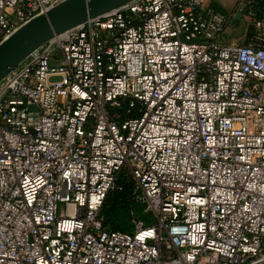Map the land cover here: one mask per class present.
Returning <instances> with one entry per match:
<instances>
[{"label":"built area","instance_id":"built-area-1","mask_svg":"<svg viewBox=\"0 0 264 264\" xmlns=\"http://www.w3.org/2000/svg\"><path fill=\"white\" fill-rule=\"evenodd\" d=\"M62 1L0 0V44ZM124 183L150 224L106 227ZM0 264H264V0H130L12 68Z\"/></svg>","mask_w":264,"mask_h":264},{"label":"water","instance_id":"water-1","mask_svg":"<svg viewBox=\"0 0 264 264\" xmlns=\"http://www.w3.org/2000/svg\"><path fill=\"white\" fill-rule=\"evenodd\" d=\"M128 1L130 0H64L33 17L0 44V80L54 34Z\"/></svg>","mask_w":264,"mask_h":264},{"label":"rangeland","instance_id":"rangeland-1","mask_svg":"<svg viewBox=\"0 0 264 264\" xmlns=\"http://www.w3.org/2000/svg\"><path fill=\"white\" fill-rule=\"evenodd\" d=\"M218 2L221 6L229 8L232 5V0H214ZM243 26H233L229 25L225 32V40L236 39L238 42L244 40ZM60 77H51V81L59 80ZM136 194V193H135ZM135 194H130L131 196H119L118 198L107 201L105 203V216L104 220L106 222L111 221L115 226L132 230L137 224L143 222L145 224H150L153 221V215L147 207V203L142 197ZM119 213H121L119 215ZM106 227L109 225L106 223Z\"/></svg>","mask_w":264,"mask_h":264},{"label":"trees","instance_id":"trees-1","mask_svg":"<svg viewBox=\"0 0 264 264\" xmlns=\"http://www.w3.org/2000/svg\"><path fill=\"white\" fill-rule=\"evenodd\" d=\"M130 194H132L131 185L128 184V183H124L121 188H115V189L111 190L108 193V195L105 198L104 203H103L102 211H103L104 216H105V212H104L105 209L104 208H105V203L107 201H112V200L118 198L120 195L121 196H125L126 195V196L130 197L131 196ZM120 214L121 213H119V215ZM104 223H105V225L107 223V225H109V228L112 229V230L131 231V230H126V229H121V228L115 226L113 223H111V221L106 222L104 220Z\"/></svg>","mask_w":264,"mask_h":264}]
</instances>
